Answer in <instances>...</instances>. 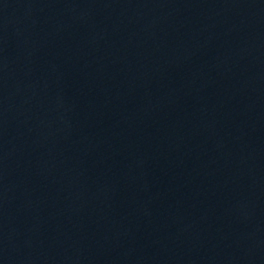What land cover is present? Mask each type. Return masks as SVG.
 I'll return each instance as SVG.
<instances>
[{"label": "water", "instance_id": "obj_1", "mask_svg": "<svg viewBox=\"0 0 264 264\" xmlns=\"http://www.w3.org/2000/svg\"><path fill=\"white\" fill-rule=\"evenodd\" d=\"M0 264H264V0H0Z\"/></svg>", "mask_w": 264, "mask_h": 264}]
</instances>
